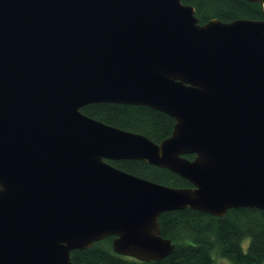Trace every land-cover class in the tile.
Segmentation results:
<instances>
[{
	"label": "water",
	"instance_id": "1",
	"mask_svg": "<svg viewBox=\"0 0 264 264\" xmlns=\"http://www.w3.org/2000/svg\"><path fill=\"white\" fill-rule=\"evenodd\" d=\"M196 10L0 0V264H76L72 250L112 234L117 253L159 260L176 245L164 210H264V18L202 23ZM96 101L150 105L175 127L155 141L82 110ZM119 158L192 185L137 175Z\"/></svg>",
	"mask_w": 264,
	"mask_h": 264
},
{
	"label": "trees",
	"instance_id": "2",
	"mask_svg": "<svg viewBox=\"0 0 264 264\" xmlns=\"http://www.w3.org/2000/svg\"><path fill=\"white\" fill-rule=\"evenodd\" d=\"M195 6L202 23L221 18L229 21L241 17L264 18L262 2L251 0H183ZM82 110L110 124L141 131L155 141L171 134L175 118L150 105L118 102H95ZM190 157L194 156L189 154ZM117 166L137 175L175 186L192 183L174 170L145 160H111ZM163 235L176 243L174 250L159 260H140L135 256L117 253L112 246L114 235L95 241L89 248L72 250L76 264H215L210 253L231 259V264H263L264 261V210L260 207H234L226 215L185 207L167 210L159 218ZM251 239L248 255L241 243Z\"/></svg>",
	"mask_w": 264,
	"mask_h": 264
},
{
	"label": "clouds",
	"instance_id": "3",
	"mask_svg": "<svg viewBox=\"0 0 264 264\" xmlns=\"http://www.w3.org/2000/svg\"><path fill=\"white\" fill-rule=\"evenodd\" d=\"M153 235H156V231H153ZM251 246V239L248 238L241 243V250L244 255H248L249 248ZM211 259L215 264H231V261L227 257H217L216 254L210 253Z\"/></svg>",
	"mask_w": 264,
	"mask_h": 264
},
{
	"label": "rangeland",
	"instance_id": "4",
	"mask_svg": "<svg viewBox=\"0 0 264 264\" xmlns=\"http://www.w3.org/2000/svg\"><path fill=\"white\" fill-rule=\"evenodd\" d=\"M246 239H248V238H246ZM246 239H245V240H246ZM217 257L219 258V257H221V255H219V256H217ZM228 259H229V258H228ZM229 260L231 261V259H229ZM263 264H264V261H263Z\"/></svg>",
	"mask_w": 264,
	"mask_h": 264
}]
</instances>
